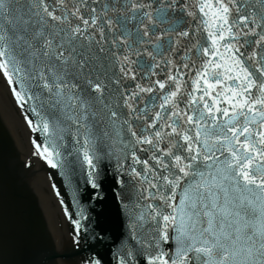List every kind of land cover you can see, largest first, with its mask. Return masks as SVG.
<instances>
[{"label":"snow or ice","instance_id":"6c2138e0","mask_svg":"<svg viewBox=\"0 0 264 264\" xmlns=\"http://www.w3.org/2000/svg\"><path fill=\"white\" fill-rule=\"evenodd\" d=\"M0 78L72 264H264V0H0Z\"/></svg>","mask_w":264,"mask_h":264},{"label":"water","instance_id":"95a60500","mask_svg":"<svg viewBox=\"0 0 264 264\" xmlns=\"http://www.w3.org/2000/svg\"><path fill=\"white\" fill-rule=\"evenodd\" d=\"M28 128L22 110L0 78V234L10 260L72 264L76 259L72 255L73 226L64 207L87 214L83 182L78 189L75 178L69 179L63 169L31 157L32 151L38 157L32 144L37 134Z\"/></svg>","mask_w":264,"mask_h":264}]
</instances>
